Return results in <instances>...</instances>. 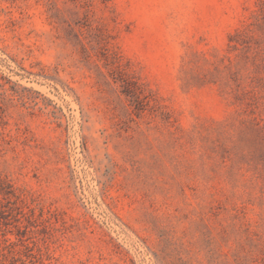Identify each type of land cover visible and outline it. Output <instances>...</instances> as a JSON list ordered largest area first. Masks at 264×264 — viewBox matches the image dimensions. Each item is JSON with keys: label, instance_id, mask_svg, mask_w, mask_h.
I'll use <instances>...</instances> for the list:
<instances>
[{"label": "rangeland", "instance_id": "1", "mask_svg": "<svg viewBox=\"0 0 264 264\" xmlns=\"http://www.w3.org/2000/svg\"><path fill=\"white\" fill-rule=\"evenodd\" d=\"M0 264H264V0H0Z\"/></svg>", "mask_w": 264, "mask_h": 264}]
</instances>
